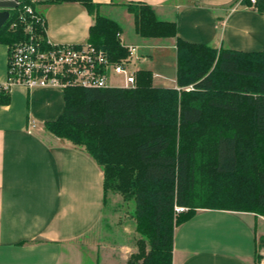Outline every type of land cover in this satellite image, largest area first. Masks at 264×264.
Instances as JSON below:
<instances>
[{"label": "trees", "instance_id": "obj_1", "mask_svg": "<svg viewBox=\"0 0 264 264\" xmlns=\"http://www.w3.org/2000/svg\"><path fill=\"white\" fill-rule=\"evenodd\" d=\"M73 2L95 15L87 44L110 63L126 60L122 28L98 14L93 0H18L0 28V44L12 49L23 38L26 7ZM238 2L264 14V0ZM127 10L141 38L176 40L177 88L154 86L149 70L136 71L133 88L69 87L63 114L45 127L85 148L101 168L106 209L110 194L132 206L143 239L127 264H173L175 230L199 210L264 216V51L188 43L151 6ZM10 102V90L1 87L0 106Z\"/></svg>", "mask_w": 264, "mask_h": 264}, {"label": "crops", "instance_id": "obj_2", "mask_svg": "<svg viewBox=\"0 0 264 264\" xmlns=\"http://www.w3.org/2000/svg\"><path fill=\"white\" fill-rule=\"evenodd\" d=\"M236 0H93L97 13L122 28L120 42L138 47L132 72L154 74V86L177 88L176 40H143L127 6H151L161 21L177 24L178 37L192 44L238 52L264 51V14ZM46 39L54 45L88 42L95 15L80 3L41 6ZM132 18V19H131ZM131 24V26L129 25ZM173 56L168 58V52ZM10 49L0 44V85L8 79ZM162 58V59H158ZM174 67V76L161 71ZM122 76L110 73L111 79ZM0 106V264H66L77 243L106 215L104 175L83 149L46 130L64 112V91L10 89ZM264 242V217L254 213L199 210L176 228L173 264H254ZM72 260L69 264H73Z\"/></svg>", "mask_w": 264, "mask_h": 264}, {"label": "built area", "instance_id": "obj_3", "mask_svg": "<svg viewBox=\"0 0 264 264\" xmlns=\"http://www.w3.org/2000/svg\"><path fill=\"white\" fill-rule=\"evenodd\" d=\"M255 3V0H251ZM24 36L9 52L8 79L0 88L10 90L21 85L27 89L52 88L66 90L69 87L105 89L112 87L110 73L122 76L126 88L136 84L135 72L130 66L139 61L137 47L129 46V56L118 64L110 63L107 56L89 44L54 45L42 43V31L46 33V21L37 9L29 6L21 16ZM15 23L11 29H15ZM41 30V32H40ZM178 212L184 209L178 208Z\"/></svg>", "mask_w": 264, "mask_h": 264}, {"label": "rangeland", "instance_id": "obj_4", "mask_svg": "<svg viewBox=\"0 0 264 264\" xmlns=\"http://www.w3.org/2000/svg\"><path fill=\"white\" fill-rule=\"evenodd\" d=\"M3 11L7 15L9 8L6 7ZM129 25L131 26L130 23ZM137 49L139 48L137 47ZM173 54V51L168 52V58H171ZM173 59L175 61V55ZM149 65L148 63H142L137 68L145 70ZM157 71H161L167 77L170 74L174 76L175 73L174 67ZM111 80L112 87H118L117 85L123 82L118 78ZM83 149L85 150V148ZM131 209L132 206L124 204L120 196L110 194L103 221L90 234L77 243V250H75L73 256H71L72 259H69V261L72 260L73 264H127L129 258L138 253V241L143 239L137 231L136 222L131 218ZM262 244L263 246H261L262 248H260L254 264H264V242ZM69 261L67 259L65 261L66 264H69Z\"/></svg>", "mask_w": 264, "mask_h": 264}, {"label": "water", "instance_id": "obj_5", "mask_svg": "<svg viewBox=\"0 0 264 264\" xmlns=\"http://www.w3.org/2000/svg\"><path fill=\"white\" fill-rule=\"evenodd\" d=\"M18 4V0H0V28L3 26V24L9 17V13L6 15L3 9L7 7L10 10L15 8Z\"/></svg>", "mask_w": 264, "mask_h": 264}]
</instances>
